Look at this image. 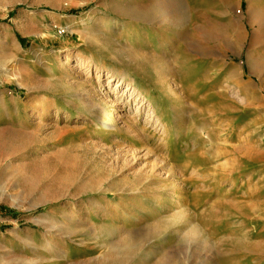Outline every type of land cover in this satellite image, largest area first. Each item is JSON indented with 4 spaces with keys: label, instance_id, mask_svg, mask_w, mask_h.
<instances>
[{
    "label": "rangeland",
    "instance_id": "obj_1",
    "mask_svg": "<svg viewBox=\"0 0 264 264\" xmlns=\"http://www.w3.org/2000/svg\"><path fill=\"white\" fill-rule=\"evenodd\" d=\"M0 38V264H264V0H28ZM108 72L168 132L73 105Z\"/></svg>",
    "mask_w": 264,
    "mask_h": 264
},
{
    "label": "bare ground",
    "instance_id": "obj_2",
    "mask_svg": "<svg viewBox=\"0 0 264 264\" xmlns=\"http://www.w3.org/2000/svg\"><path fill=\"white\" fill-rule=\"evenodd\" d=\"M105 26H108V25H105ZM87 62L90 63L91 65L92 61L90 59V61L87 60ZM107 79H108V87L110 90V94L112 93L114 95L112 99L115 101L114 104L111 105V108H109L108 106V101L101 100V102L99 103L96 102L95 97L90 92H82V93L79 92L73 101V105L76 107H78L79 105L81 109L85 111H89L92 105H98V110L105 116L104 118H102L104 119L102 120V124H105L106 120L112 121V113L114 111L117 116H122L121 112L123 110V115L125 114V119L135 121L137 117L140 116L144 119L145 123L146 122L148 123L153 122L156 124L159 123L162 130L165 132H168V128H169L168 122L163 118L161 114H159L156 111V107L151 105L152 103L144 107V110H142V106H140L141 102L144 100L143 96L141 95L142 90L136 89V86L134 85V80L127 82L125 75L117 76V74L114 72H108ZM121 89L122 91L120 92ZM137 104L138 106L136 107ZM115 107H117V109ZM125 108H128L127 112L124 111ZM130 108L131 110L133 108L135 110V113L138 115L132 116L128 114V112L130 113V110H129ZM116 124L117 123H115L114 125L115 127L117 126ZM207 136H208L207 138H209L210 136L209 132H207ZM48 248L49 246L46 247V249Z\"/></svg>",
    "mask_w": 264,
    "mask_h": 264
},
{
    "label": "crops",
    "instance_id": "obj_3",
    "mask_svg": "<svg viewBox=\"0 0 264 264\" xmlns=\"http://www.w3.org/2000/svg\"><path fill=\"white\" fill-rule=\"evenodd\" d=\"M27 1L28 0H0V13L1 12H5V10L9 6H12L14 3H26ZM77 11L78 10H69L68 13L69 12H77ZM56 13H58V12H56ZM69 14H71V13H69ZM32 17L33 16H30L29 18H32ZM66 20L68 22H71V23L68 24L69 26H73L74 25V19H70L69 18V19H66ZM2 28L5 29L4 30L5 33H8V31L6 30V28H7L6 26L3 25ZM0 45L3 48H5L6 47L5 46L6 45V41L5 40L0 41ZM226 82H227V84L229 83L230 86L232 85L231 82L234 83L233 85L236 86L239 90H241V88L244 87V86H249V85L252 86L248 82L245 83V80H244V77H243V74L242 73H240V78L238 77L236 80H231L230 78H228V80ZM245 98H247V97H245ZM245 98H243V99H245ZM12 100L14 101L13 98H12ZM14 102L17 103L16 100ZM7 112H8V110H7V95H6V93H5L4 90H1L0 89V122L5 120V116L7 115ZM254 131L257 134L258 128H256ZM248 141H250V142H248V145H249V147L252 150H253V148L255 150L258 149V147H259V144L258 143H255V141L253 142L251 139L248 140ZM51 219H53V218L50 217V216L45 217V220L46 221H44L43 224H42L43 228L46 229L44 232L49 233V234H47L48 236H50V234H51L54 237L55 236L64 237L65 236V233H63V232H57L58 230H55L54 229L57 226L56 224L52 225L51 228H50L51 223L53 221H55V220L52 221ZM46 222H48V223H46ZM31 239L34 240V238H31ZM47 241H49V240H47Z\"/></svg>",
    "mask_w": 264,
    "mask_h": 264
}]
</instances>
